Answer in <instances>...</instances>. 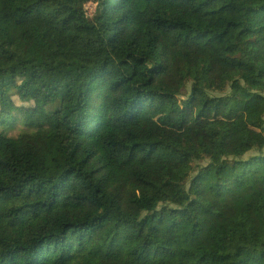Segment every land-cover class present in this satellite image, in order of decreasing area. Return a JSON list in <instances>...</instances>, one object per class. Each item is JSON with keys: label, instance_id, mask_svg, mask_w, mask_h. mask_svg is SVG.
Listing matches in <instances>:
<instances>
[{"label": "trees", "instance_id": "1", "mask_svg": "<svg viewBox=\"0 0 264 264\" xmlns=\"http://www.w3.org/2000/svg\"><path fill=\"white\" fill-rule=\"evenodd\" d=\"M0 22V264H264V0Z\"/></svg>", "mask_w": 264, "mask_h": 264}, {"label": "rangeland", "instance_id": "2", "mask_svg": "<svg viewBox=\"0 0 264 264\" xmlns=\"http://www.w3.org/2000/svg\"><path fill=\"white\" fill-rule=\"evenodd\" d=\"M94 9H95V4L90 3V4L86 5V11L88 14L93 13ZM0 27H1V22H0ZM43 31H44V27L42 25L38 24L37 25V32L34 34V44L29 51L30 55H32V56L33 55H39V54H43V55L47 54V50L41 42V34L43 33Z\"/></svg>", "mask_w": 264, "mask_h": 264}]
</instances>
